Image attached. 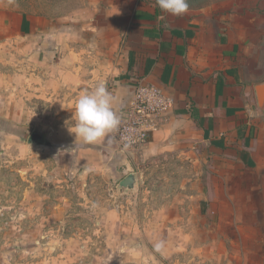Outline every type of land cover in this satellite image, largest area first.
I'll return each instance as SVG.
<instances>
[{"label":"rangeland","instance_id":"obj_1","mask_svg":"<svg viewBox=\"0 0 264 264\" xmlns=\"http://www.w3.org/2000/svg\"><path fill=\"white\" fill-rule=\"evenodd\" d=\"M187 2L238 31L243 77L264 83V0ZM102 6L0 0V264H264V175L252 165L203 145L109 160L75 141L77 99L108 89L120 58ZM35 131L54 148L30 145ZM131 174L136 188L119 189Z\"/></svg>","mask_w":264,"mask_h":264},{"label":"crops","instance_id":"obj_2","mask_svg":"<svg viewBox=\"0 0 264 264\" xmlns=\"http://www.w3.org/2000/svg\"><path fill=\"white\" fill-rule=\"evenodd\" d=\"M103 2L97 20L121 43L108 87L119 120L139 85L162 88L174 102L141 158L203 145L230 152L264 175V108L243 77L245 43L238 31L221 15L162 13L155 0ZM118 127L98 146L112 154L109 160L123 157L114 145Z\"/></svg>","mask_w":264,"mask_h":264},{"label":"clouds","instance_id":"obj_3","mask_svg":"<svg viewBox=\"0 0 264 264\" xmlns=\"http://www.w3.org/2000/svg\"><path fill=\"white\" fill-rule=\"evenodd\" d=\"M162 13L172 16H182L188 11L187 0H155ZM161 15L159 19H163ZM74 126L72 134L75 141L84 144L102 142L120 123L113 109V97L103 83L98 84L94 90L85 91L79 96L72 114ZM165 241L160 240L156 249L164 247Z\"/></svg>","mask_w":264,"mask_h":264},{"label":"built area","instance_id":"obj_4","mask_svg":"<svg viewBox=\"0 0 264 264\" xmlns=\"http://www.w3.org/2000/svg\"><path fill=\"white\" fill-rule=\"evenodd\" d=\"M173 100L155 85H139L126 107L114 142L124 155H137L158 131L161 120L173 108Z\"/></svg>","mask_w":264,"mask_h":264},{"label":"water","instance_id":"obj_5","mask_svg":"<svg viewBox=\"0 0 264 264\" xmlns=\"http://www.w3.org/2000/svg\"><path fill=\"white\" fill-rule=\"evenodd\" d=\"M255 91L258 96L259 104L264 108V83L255 86ZM28 143L36 146H43L48 149H53L54 145L48 141L46 135L42 131H35ZM138 185V176L136 174H131L127 176L119 185V189H125L126 192H130L136 188Z\"/></svg>","mask_w":264,"mask_h":264},{"label":"trees","instance_id":"obj_6","mask_svg":"<svg viewBox=\"0 0 264 264\" xmlns=\"http://www.w3.org/2000/svg\"><path fill=\"white\" fill-rule=\"evenodd\" d=\"M28 27H29V22H28V20L24 17V18H23V23H22V30H24V32H28Z\"/></svg>","mask_w":264,"mask_h":264}]
</instances>
